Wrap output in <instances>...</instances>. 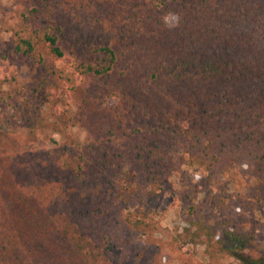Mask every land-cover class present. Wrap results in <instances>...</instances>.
<instances>
[{"label":"trees","instance_id":"16d2710c","mask_svg":"<svg viewBox=\"0 0 264 264\" xmlns=\"http://www.w3.org/2000/svg\"><path fill=\"white\" fill-rule=\"evenodd\" d=\"M14 2L0 264H158L199 244L264 264V0ZM167 199L187 227L163 239Z\"/></svg>","mask_w":264,"mask_h":264},{"label":"rangeland","instance_id":"374dc122","mask_svg":"<svg viewBox=\"0 0 264 264\" xmlns=\"http://www.w3.org/2000/svg\"><path fill=\"white\" fill-rule=\"evenodd\" d=\"M17 12L18 7L14 0H0V41H9L11 37L10 30L13 25H15L18 16ZM25 76L26 73H23V77ZM39 105L40 108L43 109L42 112L46 113V104L41 102ZM13 112L14 111L10 110L9 113ZM70 131V133L79 138L80 141L86 139V132L80 131L78 128H73ZM55 138L59 139V136ZM175 182L178 186L181 184L179 176L175 177ZM173 202L172 199H167L162 204L161 229L160 233L156 236L158 238L162 237L166 239L172 232L187 227L186 222L182 218L183 212L180 208H176ZM246 255L257 258L259 256L258 249L252 248L246 252ZM158 256V264H239L234 258H224L221 260L210 259L205 251V246L202 244L179 247L177 249L166 247Z\"/></svg>","mask_w":264,"mask_h":264}]
</instances>
